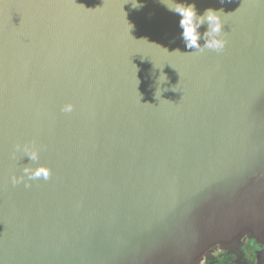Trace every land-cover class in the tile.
I'll use <instances>...</instances> for the list:
<instances>
[{
  "label": "water",
  "instance_id": "water-1",
  "mask_svg": "<svg viewBox=\"0 0 264 264\" xmlns=\"http://www.w3.org/2000/svg\"><path fill=\"white\" fill-rule=\"evenodd\" d=\"M176 2L222 9L225 49H187L173 0H0V264L264 245V0Z\"/></svg>",
  "mask_w": 264,
  "mask_h": 264
},
{
  "label": "clouds",
  "instance_id": "clouds-1",
  "mask_svg": "<svg viewBox=\"0 0 264 264\" xmlns=\"http://www.w3.org/2000/svg\"><path fill=\"white\" fill-rule=\"evenodd\" d=\"M166 7L169 11L179 15V27L182 29L181 36L187 49L200 52L206 49L221 52L225 49L228 41L222 35L224 21L221 14H226L222 9H207L203 14H198L194 4L179 3L176 2V0H173L172 7ZM205 22H207L208 30L204 33V43L201 44V34L199 29ZM74 108L75 106L72 103H67L61 108V111L70 113ZM23 151L26 153L29 160H39V152L36 148L25 145ZM23 173L27 176L29 181L39 178L48 180L51 176V169L44 165H39L35 169L24 167ZM23 179L24 177H13L12 182L14 184L23 182ZM25 186L30 187V184H26Z\"/></svg>",
  "mask_w": 264,
  "mask_h": 264
},
{
  "label": "flooded vegetation",
  "instance_id": "flooded-vegetation-1",
  "mask_svg": "<svg viewBox=\"0 0 264 264\" xmlns=\"http://www.w3.org/2000/svg\"><path fill=\"white\" fill-rule=\"evenodd\" d=\"M263 248V244L257 243L245 231L230 243L211 246L197 259V264H256V252Z\"/></svg>",
  "mask_w": 264,
  "mask_h": 264
}]
</instances>
